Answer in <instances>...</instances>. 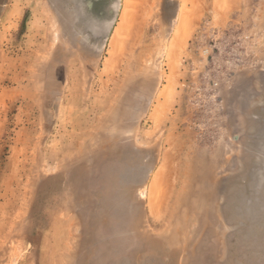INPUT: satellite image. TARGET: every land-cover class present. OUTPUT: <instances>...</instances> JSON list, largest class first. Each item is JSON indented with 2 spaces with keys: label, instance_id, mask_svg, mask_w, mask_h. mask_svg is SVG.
<instances>
[{
  "label": "rangeland",
  "instance_id": "rangeland-1",
  "mask_svg": "<svg viewBox=\"0 0 264 264\" xmlns=\"http://www.w3.org/2000/svg\"><path fill=\"white\" fill-rule=\"evenodd\" d=\"M0 264H264V0H0Z\"/></svg>",
  "mask_w": 264,
  "mask_h": 264
}]
</instances>
